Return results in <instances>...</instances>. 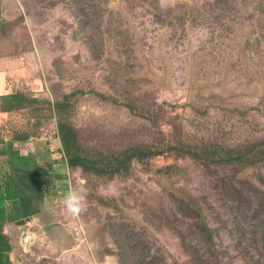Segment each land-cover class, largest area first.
<instances>
[{"label":"rangeland","instance_id":"obj_1","mask_svg":"<svg viewBox=\"0 0 264 264\" xmlns=\"http://www.w3.org/2000/svg\"><path fill=\"white\" fill-rule=\"evenodd\" d=\"M19 1L27 18L0 38L17 45L40 28L41 51L31 50L26 59L34 62L42 53L47 81L33 82L35 66L19 76L7 73L3 59L15 67L18 55L0 57V95L7 92L26 107L2 118L0 133L10 127L11 136L40 148L34 156L19 150L23 161L3 153L1 171L4 180L16 181V165L24 171L27 194H20L40 196L33 208H44L40 214L48 219L44 230L42 221H31L27 229L3 227L14 264H91L93 256L102 264L111 255L107 249L115 250L113 230L121 238L129 233L136 244L133 234L140 229L155 233L141 222L155 213L176 215L186 232L187 202L202 198L209 203L210 226L225 228L222 241L237 255L236 238L252 232L255 206L264 201V0H110L106 7L94 0L85 11L79 0ZM18 79L22 85L10 83ZM65 99V107H55ZM6 104L1 95L0 109L13 108ZM60 123L75 132L76 153L98 169L111 154L138 149L143 157L132 158L127 171L114 177L72 170ZM30 124L44 130L33 131ZM209 145L243 152L257 146L243 161L251 158L257 166L244 165L242 173L243 163L223 165L226 158L209 152ZM33 181L41 190L35 195L28 194ZM81 189L85 210L73 217L62 200ZM53 224L55 230L48 229ZM24 233L32 236L23 243ZM158 234L173 251L181 249L170 230ZM182 259L188 262L185 253ZM232 264L249 260L239 255Z\"/></svg>","mask_w":264,"mask_h":264},{"label":"trees","instance_id":"obj_2","mask_svg":"<svg viewBox=\"0 0 264 264\" xmlns=\"http://www.w3.org/2000/svg\"><path fill=\"white\" fill-rule=\"evenodd\" d=\"M96 1L101 2L104 7L110 3V0H95V2ZM78 3L82 5V10L85 11L86 6L93 7L94 0H90L88 3L79 0ZM17 11L19 19H22L24 23L25 18H27L25 7H23L22 11ZM22 13H24L23 16ZM46 14L48 15L49 11L46 12ZM199 15H201V12L197 10L196 17ZM19 19L17 21H20ZM17 21L13 24L7 23L6 25H2V28H8V31L1 30L0 34L10 33V35H12V30L9 27H14ZM34 30V34L29 37L26 35L25 39L21 42L19 41L17 45L15 42L6 41L5 38H0V43L3 48L4 46L10 45L16 47L15 50L26 51L27 54H29L31 50L41 51L42 44L38 41V34L40 33L36 32L40 30V28L34 27ZM61 40L63 42V39ZM51 45H54V43L50 42V46ZM40 54L42 53L39 52L37 58L34 59L32 63L33 67L39 66L37 59L39 58L40 60ZM47 64L50 65V63ZM55 73L57 75L56 71ZM34 81L37 82V79ZM42 93H45V90ZM40 98L41 100L48 101V99ZM15 99L16 98L8 97L6 100L8 104H6V106L8 108L13 107V109L16 110L15 107L19 106L18 103L20 101L17 102ZM66 99L64 103L57 104L55 107H65L67 102ZM30 126L33 131L37 129L41 131L44 130V126H39V128L37 127L36 129H33L31 124ZM58 130L64 153L68 156L67 163L69 167L72 170L81 169L86 175L96 172L97 177H114L116 173L121 174L127 171V164L132 158L143 157V151L138 149H132L116 155L111 154L106 159L107 163L105 162V164L101 165L98 169L96 162L94 165L87 163L88 161H86L84 157L76 153L74 147L75 132L69 125L60 123ZM23 140L24 138L11 136V147H13V144L16 142H23ZM0 141L5 142L7 140L3 138ZM208 147L212 148L209 152L226 158L221 162L223 165L234 167V165H241L243 163V166L239 170L242 173L245 172L244 165L247 167L256 165L255 160L251 158L247 162L243 161L256 153L257 146L252 150H249L248 147L245 152L237 149H226L215 145H209ZM10 151L11 160L14 158H17V161L27 160L26 157H17V152H14L13 148ZM125 155L126 158H124ZM33 161H35V159H33ZM1 166H3L2 162H0V264H14V261L11 259L14 248L10 242L9 234L6 231H2L3 227L8 225H18L22 227L27 224V229L29 223L35 216L42 212V209L33 208V202L38 200L40 196L34 200V196H23L20 194L21 189L27 194L23 189L25 177L21 175L24 171L22 169H17L16 165L17 181L13 179V177H10V180H8L7 177V179L4 180ZM37 184L38 182L33 181L31 184L33 188L28 194L35 195L40 193L41 190L36 187ZM258 192L260 193V191ZM41 199H43V196ZM179 203H184V200H179ZM208 204L209 203L204 198H202L201 201L195 200L192 202L188 200L185 207V210L189 214L185 219V224L187 225L186 232L182 230L181 219L176 215L172 218H162L155 213H151L148 218H143L141 221L143 226L151 225L155 233H149L146 228L140 229L133 234V240L136 244L132 242V236L129 233H125L126 237L121 238L122 234L113 230L110 235V240L112 239V242L115 244V250L110 248L107 249V251L111 255H118L120 264H232V261L239 255H244V261L245 257H248L249 264H264V201L258 202L255 206L257 210L254 209L253 215L256 214L257 217L252 232L250 230L245 231L236 238L237 255H232L227 245L222 241L221 232L225 230V228L223 226L220 228L210 226L209 219L206 215ZM162 228L170 230L178 237V242L181 247L179 251H173L170 245L160 238L158 231ZM95 249L97 251L100 250V246L95 247ZM182 253L187 255L188 262H181L183 261ZM169 259H171V261Z\"/></svg>","mask_w":264,"mask_h":264},{"label":"crops","instance_id":"obj_3","mask_svg":"<svg viewBox=\"0 0 264 264\" xmlns=\"http://www.w3.org/2000/svg\"><path fill=\"white\" fill-rule=\"evenodd\" d=\"M0 2H1L0 3V32H1V30L8 31V28L2 29V27H3L2 25H6L7 23H11V24L15 23L19 19V16L17 15L18 14L17 10L22 11L23 6L21 5L19 0H0ZM14 11L16 13H14ZM22 25H24V24H22ZM6 34L11 36L10 33H6ZM5 39L8 42L11 41L10 38H8V39L5 38ZM24 39H25V36H22V37H20V40L18 39V41L21 42ZM15 48L16 47H13L10 45L4 46V48H3L1 43H0V51H1L0 54L6 53V55H1L0 57H8V56H13V55H18V65H15V67H12V61H10V60L6 61L3 58H0V62H1V59H3V61H4L2 63L4 70L7 73L11 71L12 73L16 74L17 76L21 75L20 71L22 73L25 72L26 70L32 71L34 68L32 66L33 62L28 61L26 59L29 56V54H27L26 51L23 52L21 50H15ZM1 49H3V51ZM38 64H39V66L36 67L35 72L33 74V77H34L33 82H35L34 80L37 79L38 84L43 83L45 85V82L47 80L45 79V76L43 75V71H44L46 64L41 63L40 60H39ZM0 65H1V63H0ZM40 74H41V76H40ZM10 83L13 85H22L20 79H18L16 81V83H13V82H10ZM7 85H9V82ZM1 95H4L6 97V100L8 99L7 92L5 93L4 91H1ZM17 102H19V101H17ZM15 108H16V110L13 108L9 109V110H1L0 109V120L2 118H9V116L14 115V114H18L17 110L26 111V107L24 105H20V106H17ZM11 134H12V131H10V127H6L0 133V137L7 140L5 143L0 141V145H1L0 160H1V156H3L2 153H4V155L7 157V160H11V158H10L11 151L10 150H12V148H13V151L17 152V153L19 152V150H29L30 156H34V155H32L34 153H36V154L39 153L40 146L35 147L33 144L34 140H31V142L29 141L30 143H27L28 141H24V140H23V142L19 141V142H16L15 144H13V147H11V142H10ZM44 135H45V133H44ZM32 146H33V148H32ZM43 147H45V146H43ZM17 148H19V149H17ZM3 149H7V151H3ZM47 219H48V216L43 213L42 215L38 214L37 216H35L32 221L35 223L42 221L44 223V220H47Z\"/></svg>","mask_w":264,"mask_h":264},{"label":"clouds","instance_id":"obj_4","mask_svg":"<svg viewBox=\"0 0 264 264\" xmlns=\"http://www.w3.org/2000/svg\"><path fill=\"white\" fill-rule=\"evenodd\" d=\"M46 202L47 201L44 202L45 206L47 205ZM85 202H86V194L84 193L83 189H81L79 191L70 190L67 194H65V196L62 200V203H63L66 211L73 217H79V215L85 210ZM41 209L45 210L44 208H41ZM44 214H46V213H44ZM39 215H41V214L39 213ZM46 223H47V220H44L43 230L45 228ZM52 223H50V224H52ZM28 234H30L32 236L31 233H28ZM93 247H94L93 245H91V244L89 245L90 249H92ZM113 248H114V245H113ZM91 264H101V262L95 256H93V258L91 260ZM102 264H119V257H118V255H105L103 257Z\"/></svg>","mask_w":264,"mask_h":264},{"label":"water","instance_id":"obj_5","mask_svg":"<svg viewBox=\"0 0 264 264\" xmlns=\"http://www.w3.org/2000/svg\"><path fill=\"white\" fill-rule=\"evenodd\" d=\"M55 226H56V224H54ZM54 225H51L48 229H53V230H55L54 228H56ZM45 229V228H44ZM28 235H30V234H28V233H25L24 235H23V242H25V238L28 236ZM56 243V242H55ZM53 244H54V240H53ZM55 245V244H54Z\"/></svg>","mask_w":264,"mask_h":264}]
</instances>
